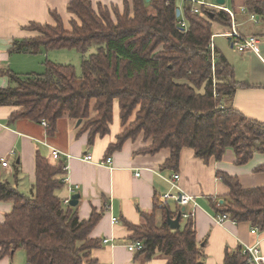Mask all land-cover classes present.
I'll return each instance as SVG.
<instances>
[{
	"label": "trees",
	"instance_id": "16d2710c",
	"mask_svg": "<svg viewBox=\"0 0 264 264\" xmlns=\"http://www.w3.org/2000/svg\"><path fill=\"white\" fill-rule=\"evenodd\" d=\"M178 1L125 0L121 10L117 5L95 7L90 0H71L70 28L54 11L53 23L32 22L27 28L42 36L16 40L11 51L77 49L83 55L81 75L73 65L49 60L41 74L21 76L4 69L1 74L9 83L0 87V106L13 107V120H46L50 137L60 119L75 124L82 120L77 127L89 132L90 143L111 131L119 106V122L124 126L130 121V129L117 135L108 154L144 132L152 144L142 151L170 149L165 166L175 171L184 148L205 161L221 160L232 149L236 164L248 163L255 153H264V122L234 107L232 99L241 82L223 53L216 49L213 59L209 48L213 23L231 27L232 18L225 10H211L213 17L210 10L195 14L188 2L180 6ZM243 4L245 18L255 14L264 23V0ZM90 48L95 50L87 54ZM66 164L37 153L34 191L28 196L2 179L0 160V200L12 203L0 224V259L23 249L31 264H97L92 250L101 240L91 232L103 213L93 211L88 219H80L76 207L64 205L57 190L65 184ZM256 170L264 171V164ZM217 176L228 191L223 202L210 200L216 215L227 214L236 223L249 222L264 231V185L244 188L237 176L221 171ZM167 211L172 217L178 213L156 194L154 210L143 214L144 222L127 223L131 241L143 243L135 258L148 261L163 255L167 264H203L206 242L197 241L194 222L187 219L174 230L166 222ZM246 259L243 247L237 246L226 250L222 264H246Z\"/></svg>",
	"mask_w": 264,
	"mask_h": 264
},
{
	"label": "crops",
	"instance_id": "0c3cea01",
	"mask_svg": "<svg viewBox=\"0 0 264 264\" xmlns=\"http://www.w3.org/2000/svg\"><path fill=\"white\" fill-rule=\"evenodd\" d=\"M71 0H0V87H6L8 78L1 74L2 70L13 67L16 53L11 51L16 40L35 36L27 27L32 23H53L52 12H56L63 21L71 19L68 4ZM96 7L117 5L121 9L125 0H90ZM130 4L132 0H126ZM182 2V0H181ZM227 2V0H226ZM225 2V5L227 6ZM235 13V28L245 36L257 37V51L242 52L236 50L233 42L226 33L232 30L217 22L213 29V42L218 52L228 59L235 71V78L241 85L233 96L235 108L245 115L264 122V23L245 18L243 0H231ZM183 4V2H182ZM217 35L228 37L230 44L217 42ZM15 64V63H14ZM15 72V71H14ZM19 73V72H18ZM13 107L0 106V160L8 158L9 166L1 167L3 180H8L14 187L25 193L34 189L36 180V155L41 153L50 156L53 162L65 160L67 162L66 181L57 190L62 199L69 196V188H77L80 193L76 209L80 219H88L93 211L103 215L91 232V237L101 240V245L92 250V256L97 264H167L168 258L156 255L148 261L137 260L136 253L128 249L134 242L130 236L132 231L127 223L141 225L144 213L154 210V196L167 202L173 212H178L179 204L172 199H164L166 193L175 192L171 180L176 173L180 174L177 186L182 193L192 196L197 204L194 229L199 243L206 242V258L203 264H222L227 249L237 246H253L258 244L264 252V231L252 233L249 222H233L227 220L223 224L215 219V211L210 200H222L228 191L225 184L218 178L217 172H226L237 176L244 188L264 185V171L256 168L264 164V153H255L246 164H236L235 153L229 149L221 160L211 158L205 161L195 156L191 148H184L181 152L178 171L165 166L171 155L168 148L155 153L143 152L152 143L150 139L138 136L128 139L118 150L108 154V147L115 143L118 133L111 131L104 136H97L94 142H89V132H80L72 121L60 119L57 122V132L53 136L47 133V127L41 122L28 119H11ZM61 152L59 159L52 157L53 150ZM91 154L93 162L81 159ZM108 156L112 163L105 162ZM139 173V175H137ZM175 204H173V202ZM172 202V203H171ZM193 203L186 208L190 209ZM12 210L10 201L0 200V224ZM158 222L162 220V210L157 211ZM116 217L115 222L113 218ZM187 219L181 221V226ZM104 239H109L104 242ZM1 250V248H0ZM19 255L24 264L27 263L23 249H16L11 255L0 259V264H14L13 260Z\"/></svg>",
	"mask_w": 264,
	"mask_h": 264
},
{
	"label": "built area",
	"instance_id": "2783aa9c",
	"mask_svg": "<svg viewBox=\"0 0 264 264\" xmlns=\"http://www.w3.org/2000/svg\"><path fill=\"white\" fill-rule=\"evenodd\" d=\"M186 1L190 4V9L192 13L195 14H199V15H204L205 14V10H225L227 11L231 18H232V30L229 33H226V36H229L233 42V46L238 47V49L242 52L248 51V50H253V51H257V37L253 36V35H249V36H245L244 34H242L241 32H239L236 28H235V13L233 11L232 8L227 7L225 4H219L217 1H209V0H182ZM241 10L243 12L247 11V8L245 6L241 7ZM250 19L257 22L258 21V17L255 14H251L250 15ZM180 25L182 27H184L186 25V22L184 19L180 20ZM209 48L211 50V55L212 58L215 59L216 58V47L214 45L213 39L211 40V43L209 45ZM41 123L44 126H48V122L46 120H42ZM61 156V152L54 149L52 152V157L54 159H59V157ZM82 160L87 161V162H93V156L91 154H87L85 156L81 157ZM106 163L110 164L112 163V157L108 156L105 160ZM1 165L3 167H8L9 166V160L8 158L4 157L1 158ZM65 169L67 170V166H65ZM137 175H139V173H137ZM180 179V174L176 173L172 180L171 183L173 185L174 188H177V190H175V192H169L164 194L163 198L164 199H172L175 200L180 207H185V210L182 211L181 213V219H193L195 217V211H196V207L197 204L194 201L192 196L186 195L184 193L181 192V190L178 188L177 186V181ZM66 181V177L64 178V182ZM77 188H69V196L63 199V203L64 205H70V201H71V197L73 194H75ZM191 203H193L192 207L190 209H187L186 207L188 205H190ZM181 210V209H180ZM215 219L218 223L223 224L224 222H226L227 220L233 221L229 218V216L227 214H218L215 215ZM113 220L116 222L117 218L114 217ZM235 222V221H233ZM259 230L258 227L253 226L251 229V232L257 233ZM104 242H108L109 239H104ZM143 247V243L142 242H134L132 244H130L128 246V249L132 252H137L138 250H140ZM243 253L247 255V259H246V264H264V252L262 251L261 247L256 244L253 246H245L243 248ZM26 264H31L30 262H27Z\"/></svg>",
	"mask_w": 264,
	"mask_h": 264
},
{
	"label": "rangeland",
	"instance_id": "374dc122",
	"mask_svg": "<svg viewBox=\"0 0 264 264\" xmlns=\"http://www.w3.org/2000/svg\"><path fill=\"white\" fill-rule=\"evenodd\" d=\"M209 1H216V0H209ZM180 6L182 5L181 0L178 1ZM227 6H232L231 0H227L226 2ZM121 9V8H120ZM122 10V9H121ZM112 13V18L115 19L113 12ZM65 26L67 28H70V20L65 22ZM218 28L215 27L213 29L214 33H217ZM35 36H42V33L40 31L37 30H33ZM214 40L217 42V44H219V42H224L226 45L230 44V41L228 39V37H223L221 35H217ZM236 50L238 49V47L235 48ZM94 48H90L89 51L87 52V54L94 52ZM239 50V49H238ZM49 60L55 63H60V64H66V65H73L76 68L77 74L81 75V64L83 61V55L80 51H78L77 49H51L49 51H43L40 53H32L29 55H20V53H16L14 55L13 58V65L15 67L16 65V61H17V65H19L20 70H15L13 67H11L10 69H12L13 71H15L16 73L20 74L21 76H25V75H30V74H41L45 72L46 66H45V62ZM15 63V64H14ZM119 106L115 107L114 110V118L113 121L110 125V128H113L115 130L118 131L117 135L120 134L124 129L125 130H129L130 129V121L127 122L124 126H121V123L119 122ZM116 135V137H117ZM138 136H143L144 139H150L151 138H145L144 136V132H140L137 136H135L134 138H129V139H136ZM152 144V143H151ZM34 190L32 189L31 191L28 190L27 192H25V194H27L28 196L32 195V192ZM173 202V201H172ZM171 202V203H172ZM173 204H175V202H173ZM14 264H24V260L21 259V257L19 255H16L14 257L13 260Z\"/></svg>",
	"mask_w": 264,
	"mask_h": 264
},
{
	"label": "water",
	"instance_id": "95a60500",
	"mask_svg": "<svg viewBox=\"0 0 264 264\" xmlns=\"http://www.w3.org/2000/svg\"><path fill=\"white\" fill-rule=\"evenodd\" d=\"M219 4H225L226 0H216ZM181 14V10L180 8L177 9V16H180ZM211 17L214 16V12H210L209 13ZM82 122V120H79L77 122V125H79L80 123ZM79 199H80V193H75L72 195L71 197V201H70V205L75 207L77 206L78 202H79ZM221 202H223V200H221ZM185 210V207L182 208L181 210L178 211L176 217H172L170 215V212L167 211V218H166V222L167 224L169 225L170 228L174 229V230H177L181 227V213L182 211Z\"/></svg>",
	"mask_w": 264,
	"mask_h": 264
}]
</instances>
